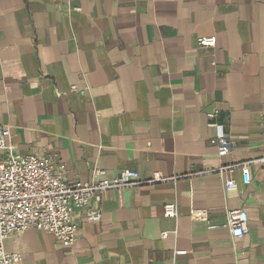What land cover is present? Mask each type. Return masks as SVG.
Returning <instances> with one entry per match:
<instances>
[{
  "label": "crops",
  "instance_id": "obj_1",
  "mask_svg": "<svg viewBox=\"0 0 264 264\" xmlns=\"http://www.w3.org/2000/svg\"><path fill=\"white\" fill-rule=\"evenodd\" d=\"M217 126L232 141L222 157ZM0 127L15 152L54 154L68 181L166 178L107 191L99 221L76 210L70 247L8 237L21 264H264V0H0ZM244 162L248 184L239 167L217 172ZM230 209L247 215L241 237Z\"/></svg>",
  "mask_w": 264,
  "mask_h": 264
},
{
  "label": "built area",
  "instance_id": "obj_2",
  "mask_svg": "<svg viewBox=\"0 0 264 264\" xmlns=\"http://www.w3.org/2000/svg\"><path fill=\"white\" fill-rule=\"evenodd\" d=\"M200 46L213 47L214 36L198 37ZM211 142L216 146L218 156L227 155L232 149V141L217 126V134ZM0 264H21L17 251H8L4 241L17 233L29 229L41 230L53 235L66 246H72L77 238L78 224L74 219L76 210L84 214L86 221L101 219V201L104 193L127 187L165 181L159 173L143 178L138 172L124 168L116 175L107 176L100 168L93 169L89 180L68 181L64 177L65 166L56 160L54 154H20L14 151L10 132L0 127ZM250 162L217 169L222 173L230 167H239L242 182L249 183ZM235 182H225L231 189ZM163 215L176 218L178 207L175 201L163 205ZM194 219L205 220L203 210L193 209ZM227 225L234 237H241L247 231V215L242 209H230L226 213ZM168 236L167 231L160 233Z\"/></svg>",
  "mask_w": 264,
  "mask_h": 264
}]
</instances>
